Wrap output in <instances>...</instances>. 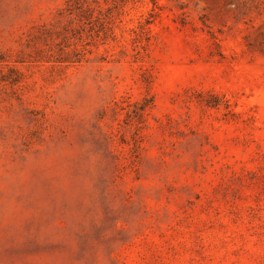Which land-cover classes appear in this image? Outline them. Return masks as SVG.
<instances>
[{
    "label": "rangeland",
    "instance_id": "1",
    "mask_svg": "<svg viewBox=\"0 0 264 264\" xmlns=\"http://www.w3.org/2000/svg\"><path fill=\"white\" fill-rule=\"evenodd\" d=\"M0 264H264V0H0Z\"/></svg>",
    "mask_w": 264,
    "mask_h": 264
}]
</instances>
